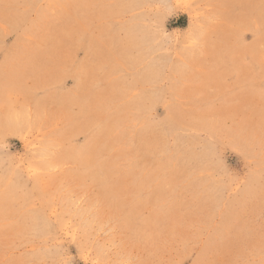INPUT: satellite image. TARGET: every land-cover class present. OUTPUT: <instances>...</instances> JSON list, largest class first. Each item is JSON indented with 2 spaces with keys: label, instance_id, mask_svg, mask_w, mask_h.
I'll return each instance as SVG.
<instances>
[{
  "label": "rangeland",
  "instance_id": "rangeland-1",
  "mask_svg": "<svg viewBox=\"0 0 264 264\" xmlns=\"http://www.w3.org/2000/svg\"><path fill=\"white\" fill-rule=\"evenodd\" d=\"M0 264H264V0H0Z\"/></svg>",
  "mask_w": 264,
  "mask_h": 264
}]
</instances>
